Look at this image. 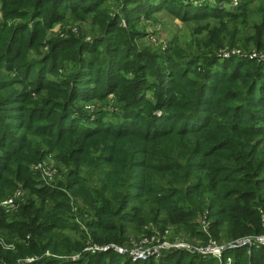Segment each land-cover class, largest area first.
Returning <instances> with one entry per match:
<instances>
[{"label":"trees","instance_id":"trees-1","mask_svg":"<svg viewBox=\"0 0 264 264\" xmlns=\"http://www.w3.org/2000/svg\"><path fill=\"white\" fill-rule=\"evenodd\" d=\"M129 1L0 0V203L32 186L11 212L0 208V229L13 232L0 263L198 264L208 260L178 249L131 261L84 248L154 232L204 242L264 233V0L231 10L207 2L199 12L161 0L189 27V39L173 37L165 55L125 41L129 30L112 11L133 14ZM70 21L90 22L111 50L88 47L69 28L46 38ZM106 53L115 55L113 70L92 58ZM108 93L120 104L114 125L80 110ZM47 154L67 174L54 185L36 168ZM204 213L209 235L199 228ZM254 246L228 248L223 261L264 264V245Z\"/></svg>","mask_w":264,"mask_h":264},{"label":"rangeland","instance_id":"rangeland-1","mask_svg":"<svg viewBox=\"0 0 264 264\" xmlns=\"http://www.w3.org/2000/svg\"><path fill=\"white\" fill-rule=\"evenodd\" d=\"M179 1L183 3L185 2L188 5H191V8L193 9L196 8L197 12L202 10V8L206 5L207 2L212 3V5H217L218 9H223V10L224 8H227L229 10L234 9L235 7H237V3H238V0H224V1L222 0H217V1H214V0H179ZM160 2L161 0H130L127 3V9L129 12H134L133 14H130V13L126 14L125 18H122L123 11H121L119 6L116 5L114 6V10L112 11L114 12L112 17H115V15H118L117 16L118 19L116 18V21H114V23L117 24L119 27L122 26L123 28H126L127 30H129V32L126 33L128 38L125 41L127 43H130L132 47H135L137 50H145L149 53H155L156 51H161V53L165 55L169 42L171 41L173 37L177 36L181 42H184L189 39L188 38L189 37V27L186 26V24L183 23L180 17L178 16L179 11L176 6H170V7L168 6V8L161 10L159 8ZM18 20L19 19H17V21ZM3 22H4V17L2 15L1 3H0V28L3 26ZM68 28L71 29L72 32L78 36L84 35V39L90 43L88 44V47H97L99 51L103 50L104 48L111 50L109 49L110 43H108L107 45H104L96 41V37L99 34V31L95 29L92 32V25L90 24V22L81 23V25L73 23L71 21L66 23L65 25L56 24L54 27L48 29L46 38L51 39V37L64 36L66 34L62 35L64 33L63 31ZM120 34L123 36L124 32L121 30ZM106 41L107 40H105L104 42ZM106 55H107V60H106V56H105V59H102V56H96V55H93L92 58L94 60L98 59L96 60V64L103 65L104 69L107 68L109 70L111 69L113 70L111 65H112V62L115 60V55H112L111 53H106ZM86 56L88 57L87 54ZM179 61L182 62V59H180ZM152 74L155 75V70L152 71ZM109 79L110 80L113 79V76L110 77ZM104 83H105V80L104 78H102L101 86H100V89L102 90H104L105 88V86H103ZM148 93L152 94V91L149 90ZM80 110L82 111L85 110L87 113L88 112L93 113V111H95L96 113L103 112L106 116L104 120L102 121V124L103 125H114V122H116V120L118 119V117H116L115 115L120 112V104L114 101L113 94L108 93L104 100L93 99L91 102L90 101L81 102ZM42 163H41L42 165L40 166L37 165V168L40 169V171L43 172L44 174H49L47 176L43 174V179H44L45 184L54 185V183L58 181L57 178L62 177L60 176V173L63 175H65L66 173V170L62 171V168L58 165V163L56 162V160L51 154H47L46 157L43 159ZM46 168L48 171L46 170ZM97 174H98L97 171L89 172V174L87 175V178L92 179L93 177H96ZM65 176H67V174ZM45 184H42V185H45ZM46 186L48 185H45V187ZM31 187L32 186H28V187L25 186V187H20L18 189L21 190L23 197H25V195L28 194L27 190L30 189ZM14 194L15 192L11 194L10 196H8L7 198L3 199L2 202H4V200L9 199ZM70 196H71L70 199H72L74 202V199H76L75 195L71 192ZM6 205L7 204H0V208L5 213L11 212V210L14 207H8ZM209 234H210V230H209ZM213 234H214V231H213ZM12 235H13V232H10L7 229H0V239L5 240L8 238H12L13 237ZM153 236H155V238H152ZM145 237L146 239H148V241L146 242V244L140 247L142 243V239H144ZM128 238L125 239L124 245H119V246L120 247L122 246L121 248L126 247L128 251H130V249L132 248H135L133 250L138 249L139 253L140 251H145L148 248L151 250L153 249L158 250V248L160 247L159 246L160 244H163L165 247L173 245L172 243L189 244V245H194V246H200V244H207V242H204L203 240L198 239L196 237H193L191 241H188V240L187 241H184V240H176V241L170 240L169 241V240H166L164 236H160L158 232L145 234L143 237L139 239L134 238V236L130 237V239ZM159 238L161 241L162 240L166 241V243L164 244V243H160L161 241H157ZM210 238L214 239L217 243H222L226 245H229L231 242H233V240L232 241H222V240H217L213 237H210ZM87 242H90V241L88 240ZM108 245L112 248L114 252H116L112 245H116V246L118 245L114 243L113 244H110V243L98 244L96 242L95 244V242L94 243L90 242L84 248V250L90 253H95V252L103 253V252H106L103 250V248ZM255 247L256 246H254V248ZM175 250L177 249H173V250L168 251L167 253H163L166 250L162 249V255L154 254V255H151L150 257H153L154 258L153 260L157 261L160 258L162 259V257H166L167 255H169V253H172ZM191 254H193L194 256L200 257L204 260H208L207 262L200 261L198 264H232L231 259H230V262H227L228 259L225 262L223 261V257L216 258V257H213L212 255L205 256V254L202 255V253H196V252L191 253ZM122 255H124L126 258L130 259L131 261L145 260L142 257H138L134 259L132 258L129 252L124 253ZM233 255L234 253L231 254V257H233ZM65 258H68V257H65ZM77 258H79V255L77 254L72 257V259L74 260H77ZM213 258L216 259L217 261L216 263L212 262Z\"/></svg>","mask_w":264,"mask_h":264},{"label":"built area","instance_id":"built-area-1","mask_svg":"<svg viewBox=\"0 0 264 264\" xmlns=\"http://www.w3.org/2000/svg\"><path fill=\"white\" fill-rule=\"evenodd\" d=\"M36 168H37V166H36ZM44 175H49V174H44ZM22 197H23L22 192L20 190H18L9 199L4 200V202L1 201L0 204H7L6 206L15 208L16 207V201L19 199H22ZM199 228L202 232L209 235V223H208V220L206 218V213H204L200 217ZM152 238H155V236H153ZM147 241H148V239H146V237L144 239H142V243H141L140 247H142L144 244H146ZM157 241H161L160 238ZM206 242H207V244H200V246L181 244V243H176V244L172 243L173 245L165 247L163 244H160L159 245L160 247L158 248V250H154V249L151 250L148 248L145 251H140V253H139L138 249L133 250L135 248H132V249H130V251H128V249L126 247H123L125 249L124 250L123 248H121L122 246L121 247L119 245L118 246L112 245V246L114 247V250L117 253L124 254V253L129 252L130 255L132 256V258H134V259L138 258V257H142V258L146 259V258H149L151 255H154V254L155 255H159V254L162 255V249L166 250L163 253H167L168 251L173 250V249H178V250L187 251L189 253L196 252V253H202V255L205 254V256L212 255L213 257L220 258V257H222L224 251L230 247L244 246V245H255V246L259 247L261 245H264V233L259 234V235H247V236L241 237V238L231 242L229 245L217 243L214 239H212L210 237L208 238V240ZM160 243L165 244L166 241L162 240ZM0 247L3 249H12L13 244L7 243L6 241L0 239ZM110 249H112V248L109 245L105 246L103 248L104 251H107ZM141 249H143V248H141ZM39 259H40L39 256L26 257V258L18 259L13 264H37ZM227 262H230V258L227 260ZM0 264H6V263L1 262Z\"/></svg>","mask_w":264,"mask_h":264}]
</instances>
